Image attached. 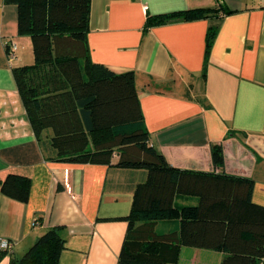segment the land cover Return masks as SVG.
I'll return each mask as SVG.
<instances>
[{"label":"crops","instance_id":"1","mask_svg":"<svg viewBox=\"0 0 264 264\" xmlns=\"http://www.w3.org/2000/svg\"><path fill=\"white\" fill-rule=\"evenodd\" d=\"M222 5L234 12L144 30L148 14ZM212 26L217 34L207 57ZM88 44L93 61L135 72L151 143L171 166L252 178L253 200L264 205V0H92ZM33 56L30 36L19 34L18 6L0 0V236L14 242L0 264L23 257L53 226H62L66 239L60 264H120L128 222L119 217L130 213L146 172L47 158L13 74ZM215 143L224 149L221 168ZM9 173L31 178L27 202L3 193ZM180 226L177 218L159 220L157 232ZM223 256L184 246L174 264H221Z\"/></svg>","mask_w":264,"mask_h":264},{"label":"trees","instance_id":"2","mask_svg":"<svg viewBox=\"0 0 264 264\" xmlns=\"http://www.w3.org/2000/svg\"><path fill=\"white\" fill-rule=\"evenodd\" d=\"M19 8V34L30 36L34 62L13 74L32 130L47 158L141 168L134 190L120 264H174L192 246L224 253L221 264H264V205L253 200L252 178L171 166L150 139L133 70L116 72L91 58L88 44L92 0H5ZM225 7H197L148 14L144 30L172 19L216 17ZM217 28L207 37L209 57ZM215 165L225 164L223 145H212ZM6 195L27 202L31 178L9 173ZM185 198V199H184ZM181 199V200H180ZM191 199V200H190ZM179 230L158 233L163 219ZM62 226L48 228L10 264H60L66 248ZM7 251L0 252L2 257Z\"/></svg>","mask_w":264,"mask_h":264},{"label":"built area","instance_id":"3","mask_svg":"<svg viewBox=\"0 0 264 264\" xmlns=\"http://www.w3.org/2000/svg\"><path fill=\"white\" fill-rule=\"evenodd\" d=\"M17 45L15 43L9 44L8 46V54L11 59L15 58L16 56ZM73 198L76 195H72ZM14 247V242L8 238L0 236V252L7 251L11 252Z\"/></svg>","mask_w":264,"mask_h":264},{"label":"rangeland","instance_id":"4","mask_svg":"<svg viewBox=\"0 0 264 264\" xmlns=\"http://www.w3.org/2000/svg\"><path fill=\"white\" fill-rule=\"evenodd\" d=\"M29 51H30V53H31V51H32V48H29ZM31 56H32V54H31ZM31 63H33L34 62V56L31 58V61H30ZM31 63H28V64H31Z\"/></svg>","mask_w":264,"mask_h":264}]
</instances>
